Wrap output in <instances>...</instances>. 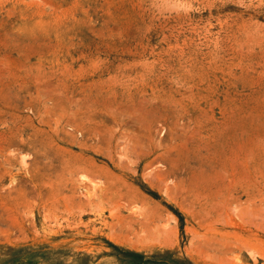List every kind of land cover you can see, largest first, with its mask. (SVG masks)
I'll list each match as a JSON object with an SVG mask.
<instances>
[{
    "label": "rangeland",
    "instance_id": "rangeland-1",
    "mask_svg": "<svg viewBox=\"0 0 264 264\" xmlns=\"http://www.w3.org/2000/svg\"><path fill=\"white\" fill-rule=\"evenodd\" d=\"M0 264H264V0H0Z\"/></svg>",
    "mask_w": 264,
    "mask_h": 264
}]
</instances>
